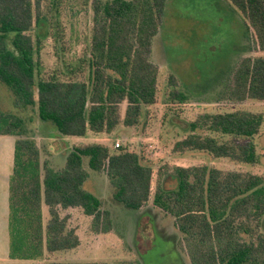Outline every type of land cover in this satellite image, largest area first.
Listing matches in <instances>:
<instances>
[{"label":"trees","instance_id":"obj_1","mask_svg":"<svg viewBox=\"0 0 264 264\" xmlns=\"http://www.w3.org/2000/svg\"><path fill=\"white\" fill-rule=\"evenodd\" d=\"M44 1L0 0V136L16 138L9 186V258L41 260L78 249L83 243L80 229L68 223L75 216L89 219L95 233L115 230L113 211L121 208L103 209L97 187L101 182L112 192V201L128 210L140 212L151 202L172 217L190 264H264L263 175L176 165L170 172L160 169L153 191V162L140 151L89 143L68 150L63 167L53 165L54 155L42 160L38 138L24 133L32 121L28 111L39 124H53L55 136L85 137L134 128L144 107L157 103L159 66L152 60L153 42L167 4L91 0L92 37L83 63L87 75L78 77L74 69L40 75L37 56L51 21L46 11L55 0L49 9ZM229 1L246 19L262 54L240 60L228 76L224 98L264 102V0ZM169 85L170 101L189 99L174 75ZM263 124L262 113L246 110L203 113L188 124L190 133L173 151H204L214 160L256 165L260 154L253 139ZM44 205L49 210L46 224Z\"/></svg>","mask_w":264,"mask_h":264},{"label":"rangeland","instance_id":"obj_2","mask_svg":"<svg viewBox=\"0 0 264 264\" xmlns=\"http://www.w3.org/2000/svg\"><path fill=\"white\" fill-rule=\"evenodd\" d=\"M43 4L45 8H50V0H45ZM53 4L52 10L46 11L51 21L37 56L41 65L40 75L74 69L78 71L72 72L73 75L84 77L87 68L83 63L92 37L91 0H55ZM261 54L253 31L246 26V19L229 0H167L152 52V60L159 66L157 103L144 107L138 126L128 130L121 127L109 136L91 135L84 142L102 143L111 149H117L118 142L120 147L145 153L153 162V191L160 169L167 167L170 172L176 165H210L225 171L252 172L264 176V124L253 139L260 154L256 165L241 164L226 158L214 160L204 151L194 150L184 154L173 151L176 142L190 133L188 124L200 114L246 110L264 115V102L247 99L235 103L225 99L223 94L228 76L240 60ZM171 75L175 76L178 87L189 96L186 102L170 101ZM125 108L123 104L122 116ZM26 116L27 119L31 116L32 121L26 124L24 133L38 138L42 160L61 153L65 145L55 136L56 127L49 122L39 124L34 112L31 115L28 111ZM39 121L42 120L39 118ZM4 141L8 140L0 136V148ZM72 142L71 139L67 143ZM168 176L167 180L170 178ZM88 185L90 183L87 188L92 189L93 186L89 188ZM97 185L101 186L98 193L103 196V209L121 208L113 211L115 230L109 235L93 232L89 219L75 216L68 223L80 229L83 243L78 249L47 255L41 262H26L8 258V242L4 229H0V264L95 261L108 264H190L187 254L179 246V232L172 217L154 208L151 202L140 212L128 210L112 201V192L109 193L101 182ZM43 211L46 224L49 216L46 205ZM66 213L63 212V215ZM2 221L3 217L0 216Z\"/></svg>","mask_w":264,"mask_h":264},{"label":"crops","instance_id":"obj_3","mask_svg":"<svg viewBox=\"0 0 264 264\" xmlns=\"http://www.w3.org/2000/svg\"><path fill=\"white\" fill-rule=\"evenodd\" d=\"M91 133H88L85 137H58L60 142L65 145V148L62 150V154H55L54 160H52L53 165L57 163L58 167H63L66 159V154L68 150H70L73 146L77 145H85L88 144L84 142ZM99 135H107V134H99ZM95 135V136H99ZM112 135V134H111ZM109 136V135H107ZM6 138L8 141H4L3 145L1 146L0 150V180L3 179L4 181H0V216L3 217V221L0 222V229H4L5 233V240L8 242V258H9V212H10V178L13 173V166H14V150H15V141L16 138L13 136H1ZM73 140L72 143H67L70 140ZM97 143V142H96ZM2 144V143H1ZM69 144V146H67ZM90 181H96L95 178L90 179ZM3 184V185H1ZM108 233L107 235H109ZM10 259V258H9ZM13 260V259H10ZM14 261V260H13ZM26 262H41L42 260H20Z\"/></svg>","mask_w":264,"mask_h":264},{"label":"built area","instance_id":"obj_4","mask_svg":"<svg viewBox=\"0 0 264 264\" xmlns=\"http://www.w3.org/2000/svg\"><path fill=\"white\" fill-rule=\"evenodd\" d=\"M116 146H117V147H120V143L117 142V143H116Z\"/></svg>","mask_w":264,"mask_h":264}]
</instances>
